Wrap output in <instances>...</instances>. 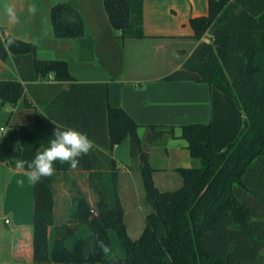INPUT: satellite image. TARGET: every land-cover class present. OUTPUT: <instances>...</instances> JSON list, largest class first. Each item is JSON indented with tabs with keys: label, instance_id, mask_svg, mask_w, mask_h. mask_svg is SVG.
Segmentation results:
<instances>
[{
	"label": "trees",
	"instance_id": "16d2710c",
	"mask_svg": "<svg viewBox=\"0 0 264 264\" xmlns=\"http://www.w3.org/2000/svg\"><path fill=\"white\" fill-rule=\"evenodd\" d=\"M144 0H105L119 37L141 38ZM209 15L191 21L201 41L166 81L205 83L211 91V122L182 127L191 168L179 169L183 184L161 192L153 180L148 146L174 136V127L139 126L109 104L106 83L78 82L63 60L38 57L33 43L0 36V59L33 54L35 84L0 81L3 105L34 109L33 124L11 126L0 140V164L12 170L47 147L56 126L86 133L94 147L76 169L56 163L53 176L35 184L32 264H264V0H209ZM53 34L92 50L81 15L67 4L51 9ZM13 43L8 45L7 42ZM130 140L131 170L141 174L151 208L140 238L132 239L119 196L120 164L113 149ZM86 172L96 196L72 194L66 224H55V190L60 174ZM109 244L114 261L95 246Z\"/></svg>",
	"mask_w": 264,
	"mask_h": 264
},
{
	"label": "crops",
	"instance_id": "0c3cea01",
	"mask_svg": "<svg viewBox=\"0 0 264 264\" xmlns=\"http://www.w3.org/2000/svg\"><path fill=\"white\" fill-rule=\"evenodd\" d=\"M104 1L0 0V36L35 44L40 59L66 61L78 82L106 83L110 106L123 109L133 119L140 138L149 126L174 127V136L149 145L148 154L156 187L161 192L177 190L183 184L178 170L195 164L188 142L181 138L182 127L211 122V91L205 83L165 78L182 67L201 41L211 39L206 34L201 41L196 40L191 24L193 19L209 15V0H144L145 36L125 39L111 26ZM58 4L71 6L84 19L92 50L81 51L76 40L54 37L51 9ZM9 5L14 7L18 23L9 21L5 13ZM34 60L33 54L0 59V81L39 82ZM35 118L36 111L25 108L24 101L11 107L0 100V127L7 130L33 124ZM113 157L121 166L118 186L127 226L121 189L132 199L136 189L144 188L141 174L129 168V138L114 147ZM34 190L35 184L27 181L24 172L0 164V264H32ZM62 198L72 200L70 194ZM94 201L89 198L91 204ZM148 213L143 216L144 222ZM144 228L145 224L139 229L140 237ZM127 231L129 234L128 226Z\"/></svg>",
	"mask_w": 264,
	"mask_h": 264
},
{
	"label": "clouds",
	"instance_id": "9594fccd",
	"mask_svg": "<svg viewBox=\"0 0 264 264\" xmlns=\"http://www.w3.org/2000/svg\"><path fill=\"white\" fill-rule=\"evenodd\" d=\"M29 10L32 11L33 9ZM5 13L11 23L19 22L13 6H6ZM12 43V40L7 42L8 45ZM93 147V141L86 133L71 127L56 126L47 147L42 150L38 149L31 160H16L14 167L24 172L29 183L37 184L42 178H48L55 174L57 162L61 165L67 164L73 170L76 169L80 158L89 154ZM95 246L108 260L114 261L116 253L109 244L97 237Z\"/></svg>",
	"mask_w": 264,
	"mask_h": 264
},
{
	"label": "rangeland",
	"instance_id": "374dc122",
	"mask_svg": "<svg viewBox=\"0 0 264 264\" xmlns=\"http://www.w3.org/2000/svg\"><path fill=\"white\" fill-rule=\"evenodd\" d=\"M119 172H121V169ZM86 175V173H82L81 171L60 174L57 182L53 185L56 198L55 222L57 224H66L71 217L72 202L71 200L65 201V198H62L63 195L70 194L72 197V194L75 193V189L77 187H81V189L86 191L85 194L88 200L89 198L91 201L95 200L96 196L94 192L87 186ZM121 194L124 199L125 207L127 208L126 222L129 230V236L136 240L140 237L139 229L145 224L143 216L147 212L150 213L151 208L146 203V193L143 187L142 191H138L136 189L132 199L127 198L123 188L121 189Z\"/></svg>",
	"mask_w": 264,
	"mask_h": 264
},
{
	"label": "built area",
	"instance_id": "2783aa9c",
	"mask_svg": "<svg viewBox=\"0 0 264 264\" xmlns=\"http://www.w3.org/2000/svg\"><path fill=\"white\" fill-rule=\"evenodd\" d=\"M210 41H211L210 39H207L205 42L210 43ZM5 132H6V128L0 127V135H4ZM5 223L8 224L9 221L6 220Z\"/></svg>",
	"mask_w": 264,
	"mask_h": 264
}]
</instances>
